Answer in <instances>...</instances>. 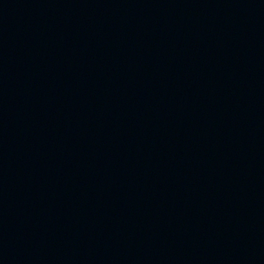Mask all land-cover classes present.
<instances>
[{"label":"water","instance_id":"water-1","mask_svg":"<svg viewBox=\"0 0 264 264\" xmlns=\"http://www.w3.org/2000/svg\"><path fill=\"white\" fill-rule=\"evenodd\" d=\"M0 264H264V0H0Z\"/></svg>","mask_w":264,"mask_h":264}]
</instances>
